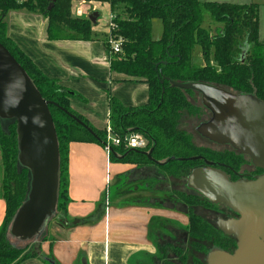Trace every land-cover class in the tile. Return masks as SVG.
<instances>
[{
    "label": "trees",
    "instance_id": "obj_1",
    "mask_svg": "<svg viewBox=\"0 0 264 264\" xmlns=\"http://www.w3.org/2000/svg\"><path fill=\"white\" fill-rule=\"evenodd\" d=\"M73 1L0 0V42L22 65L43 98L51 102L49 108L59 144L57 211L53 220L66 224V227L76 224L68 219V205L71 201L68 194L70 143L85 141L103 146L107 132L106 129L93 127L85 117L73 110L72 98L84 101L86 99L78 91L42 71L9 36L6 16L12 10L39 13L48 20L47 33L50 39L94 40L96 34L93 32L91 20L88 17L72 16ZM84 1L108 3L112 14L111 21L116 25L111 33L124 39L122 52L110 55V70L112 74L119 75L113 80L144 82L149 89L148 102L140 106H126L108 91L109 126L112 133L119 136L132 132L142 133L148 141L142 150L149 151L153 148L149 158L142 152L113 146L109 154L110 160L135 163L138 167H153L154 173L160 176L154 175V179L151 176L148 180L150 185H146V189H150L152 182L162 177L177 175L181 168L192 170L204 165V160L214 161V166L223 161L239 168L243 163L242 157L222 153L212 146H196L189 134L177 129L180 110L188 106L185 96L195 91L173 87L169 81L162 83L160 79L164 75L181 82L202 81L237 93H252L264 100V41H259L258 36L259 4L209 0ZM206 13L211 16L212 21L219 23L216 33L212 34L210 28L204 27ZM153 19H160L162 23L159 38H154L152 34ZM195 45L200 46L202 64L195 60ZM246 46L248 51L242 61L240 55ZM70 114L76 115L90 126L96 135ZM0 149L3 169L1 195L6 205L4 220L0 225V264H20L28 258L42 257L44 263L51 264L45 257L54 259L51 256H42L40 249L42 241L47 237L42 236L41 241L37 243L38 251L28 249V246L18 247L9 239L10 223L16 210L26 199L31 181L30 171L18 161L14 119L0 118ZM193 156L200 158L180 159ZM111 187L113 191H118L121 183L117 182L110 186V189ZM172 193L178 202L186 207L188 224L185 233L193 237L191 243L197 245L194 250H206V247L202 250L206 244H202L200 239H195L196 233L205 234L206 230L220 236L221 246L225 247L229 243L236 246L234 235L225 234L195 210V206L202 203L196 202L200 197L208 206H215L213 203L186 185L183 189L173 187ZM183 244L184 242L172 248L180 256L181 262L186 261ZM167 246L166 243L162 245L165 254L169 249ZM165 254L162 258L163 264H175L172 260L164 259Z\"/></svg>",
    "mask_w": 264,
    "mask_h": 264
},
{
    "label": "crops",
    "instance_id": "obj_2",
    "mask_svg": "<svg viewBox=\"0 0 264 264\" xmlns=\"http://www.w3.org/2000/svg\"><path fill=\"white\" fill-rule=\"evenodd\" d=\"M94 11L97 12L94 40L50 39L47 18L27 10L9 11L6 18L9 36L42 71L86 99L72 98L73 110L93 127L107 129L108 91L126 106H140L148 102L149 89L144 82L113 80L119 75L110 70L104 39L108 27L103 30L99 26L104 14L110 21V5L84 0L72 2L71 14L75 17H88ZM151 171L150 166L142 168L135 163L111 161L101 144L71 142L68 219L76 224L66 227L57 221L50 222L42 234L47 237L41 243L42 256H51L56 264H142L155 255L157 235L183 233V236L188 224L183 203L157 206L149 202H116L107 196L113 192L110 186L117 182L121 183V190L132 178L150 180L146 174ZM5 207L0 191V225ZM20 264L44 263L40 258H28Z\"/></svg>",
    "mask_w": 264,
    "mask_h": 264
},
{
    "label": "water",
    "instance_id": "obj_3",
    "mask_svg": "<svg viewBox=\"0 0 264 264\" xmlns=\"http://www.w3.org/2000/svg\"><path fill=\"white\" fill-rule=\"evenodd\" d=\"M96 15L95 11L89 14L92 23L96 22ZM247 51L248 46L242 49V61ZM165 80L173 87L193 90L201 95V102L211 116L196 126L197 133L210 141L229 144L264 170L263 99L252 93H237L202 81L181 82L162 75L160 81ZM50 103L0 42V118L16 121L18 161L31 175L28 195L9 226V234L19 240L39 238L57 211L59 144ZM70 116L96 135L76 115ZM134 151L151 158L153 148ZM198 158L200 156L180 159ZM186 187L214 204L224 203L239 214L238 217H219L217 220L220 230L236 237V248L233 252L223 249L209 251L207 264H264V172L251 180H231L225 171L205 160V165L190 171ZM45 259L55 264L50 258Z\"/></svg>",
    "mask_w": 264,
    "mask_h": 264
},
{
    "label": "rangeland",
    "instance_id": "obj_4",
    "mask_svg": "<svg viewBox=\"0 0 264 264\" xmlns=\"http://www.w3.org/2000/svg\"><path fill=\"white\" fill-rule=\"evenodd\" d=\"M209 1H218V2H233V3H251L255 2L259 4V11H258V17H259V31H258V36H259V41H264V0H209ZM73 16V15H72ZM153 30L152 34L154 38H159L161 35L162 31V23L160 19H153ZM221 24V23H220ZM204 27L210 28L212 34L216 33L218 30L219 23L212 21V18L209 14H205L204 16V22H203ZM99 26L101 29L105 30L108 27L107 33H105L104 39H107L109 37V32H110V27H109V17L108 15L105 17L102 16L100 18ZM221 26V25H220ZM193 54L195 57V60L199 62V64L203 63L202 56H201V49L199 45H195L193 48ZM186 99L188 101V106L185 109L180 110V116L178 118V123H177V129L180 131H184L187 134L190 135L192 142L196 146H211L208 145L207 141L196 132L195 127L202 121H205L206 119L209 118V112L205 108V106L201 102V95L197 92H191L186 94ZM143 168V167H142ZM191 169L189 168H181L177 173V175L173 177H164L163 179L160 178L157 181L152 182V186L149 188H145L146 185H150V181H147L146 179L140 180L138 179H130L126 181L125 187L121 190L118 191H113L108 192L109 194L107 195L109 197V200L111 201H138V202H149V203H161V204H166V203H173L171 201L176 202L175 200L178 201L174 195H172V188H178V189H183L186 185V179L188 176V173L190 172ZM2 159H1V149H0V191H1V179H2ZM155 176H160L154 171H151L150 174H146V176H152L154 179ZM146 180V181H145ZM112 189V188H111ZM112 191V190H111ZM199 198V197H198ZM175 199V200H174ZM196 202H202L198 206H195V210L197 213H200L203 218L208 221L212 225H216V219L218 217L222 216V211L224 209L223 206H208V204L203 202V199L200 197V199L196 200ZM56 215V214H55ZM55 218V216L53 217ZM50 221V224H53L55 220ZM52 228H55V225L52 226ZM182 232V230H181ZM183 234V233H181ZM181 234L175 233L174 236H166L165 234H160L162 236H156V240L158 241L159 246L157 245V251H155V256L153 255L151 257V260L145 261L142 264H163L162 258L164 256V251L162 248V245L165 243L168 244L167 248H169L165 254L164 259L172 260L175 264H205L206 263V256L209 251L214 250V249H223L229 252H233L236 246L232 243L227 244V246H221L220 236L217 234H213L209 231L206 230L205 234L196 233L195 239L196 241L198 239L201 240L202 244H206L204 247H202V250L205 249V251H197V249L194 250L196 244L191 243L193 240V237H189L184 232V235L182 236ZM194 236V235H191ZM215 236V237H214ZM42 235L37 238V239H30V240H25V241H19L17 240L18 238H15L9 234V239L12 244H15L18 247H27L28 249L31 250H39V245L37 244L38 242L41 241ZM190 240V244H189ZM165 242V243H164ZM184 242L183 250L185 252V260L184 262L180 261V256L176 254L172 250L173 247H176L179 245H182ZM172 244L171 247L169 245ZM177 243V244H176ZM191 248H190V246ZM224 247V248H222ZM191 250H193L191 252ZM42 253V252H41ZM193 256L195 259H193ZM41 262L42 259H40ZM46 264V263H44Z\"/></svg>",
    "mask_w": 264,
    "mask_h": 264
},
{
    "label": "flooded vegetation",
    "instance_id": "obj_5",
    "mask_svg": "<svg viewBox=\"0 0 264 264\" xmlns=\"http://www.w3.org/2000/svg\"><path fill=\"white\" fill-rule=\"evenodd\" d=\"M208 112H209V118H210L211 112L209 110H208ZM208 119H206V120H208ZM203 138L205 139V141H207V143H209L208 145H211L212 148H215L216 150H218V151H220L222 153H229V155H233L234 154L237 157L238 156L242 157L243 163L240 165L239 168H236L233 165H230L229 163H226V162H223V161L219 162L218 165L215 166V167L221 168L223 171H225L231 180H238V179L251 180L255 176L260 175V174H262L264 172V171H261L260 168L256 167L252 163V161H251V159H250V157L248 155H246V154L234 149L229 144H219V143L210 141V140H208L205 137H203ZM209 161H212V160H209ZM212 162H214V161H212ZM204 165H205V160H204ZM201 166H203V165H201ZM171 202H174V201H171ZM173 204H175V202ZM214 205L217 206V207H219V206H223L224 207V209L222 211L223 214H222L221 218L228 219V218H233V217H238L239 216L238 213L234 212L232 209L227 207L224 203H217V204H214ZM218 218L216 219V225H217ZM228 235H230V234H228ZM205 264H207V261H206Z\"/></svg>",
    "mask_w": 264,
    "mask_h": 264
},
{
    "label": "built area",
    "instance_id": "obj_6",
    "mask_svg": "<svg viewBox=\"0 0 264 264\" xmlns=\"http://www.w3.org/2000/svg\"><path fill=\"white\" fill-rule=\"evenodd\" d=\"M109 37L106 40V46L109 51V55L116 54L119 52H122V44L124 39L122 37H115L111 33L112 30L116 28V25L113 24V22L109 21ZM107 135H106V141L103 145V148L105 151L110 154L113 146H123L127 149H143L147 146V138L139 132H132L125 134L123 136L115 135L112 133L110 126L106 129Z\"/></svg>",
    "mask_w": 264,
    "mask_h": 264
},
{
    "label": "bare ground",
    "instance_id": "obj_7",
    "mask_svg": "<svg viewBox=\"0 0 264 264\" xmlns=\"http://www.w3.org/2000/svg\"><path fill=\"white\" fill-rule=\"evenodd\" d=\"M133 150H136V149H133ZM137 150H140V149H137ZM142 150V149H141Z\"/></svg>",
    "mask_w": 264,
    "mask_h": 264
}]
</instances>
